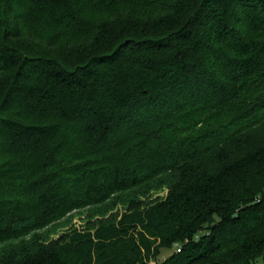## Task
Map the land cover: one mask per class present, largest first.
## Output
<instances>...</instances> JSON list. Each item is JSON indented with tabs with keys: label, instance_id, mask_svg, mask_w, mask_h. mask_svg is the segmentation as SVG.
Returning <instances> with one entry per match:
<instances>
[{
	"label": "trees",
	"instance_id": "trees-1",
	"mask_svg": "<svg viewBox=\"0 0 264 264\" xmlns=\"http://www.w3.org/2000/svg\"><path fill=\"white\" fill-rule=\"evenodd\" d=\"M258 260L264 0H0V264Z\"/></svg>",
	"mask_w": 264,
	"mask_h": 264
},
{
	"label": "rangeland",
	"instance_id": "rangeland-1",
	"mask_svg": "<svg viewBox=\"0 0 264 264\" xmlns=\"http://www.w3.org/2000/svg\"><path fill=\"white\" fill-rule=\"evenodd\" d=\"M169 193V190L165 187L161 191L158 192H152L149 196V199L151 201H158L161 199H164L167 197ZM146 208L144 205L143 209ZM114 213H119V219L120 221L122 219V216L125 214V210L123 206H119ZM88 222V213L87 211H75L71 213L68 216L67 219V225L64 227H61L58 229L57 233L52 235L53 239H58L60 238L63 234H66L67 231L69 230H83L84 227L86 226ZM181 247V246H180ZM178 247H175L172 251H167L165 254L162 256V258L159 260V262L164 261L169 255L173 254L174 252H177ZM149 264H155V262H149ZM256 264H263L262 260H258Z\"/></svg>",
	"mask_w": 264,
	"mask_h": 264
},
{
	"label": "built area",
	"instance_id": "built-area-1",
	"mask_svg": "<svg viewBox=\"0 0 264 264\" xmlns=\"http://www.w3.org/2000/svg\"><path fill=\"white\" fill-rule=\"evenodd\" d=\"M176 247H178L177 252L180 253L181 252V247L180 246H176Z\"/></svg>",
	"mask_w": 264,
	"mask_h": 264
}]
</instances>
